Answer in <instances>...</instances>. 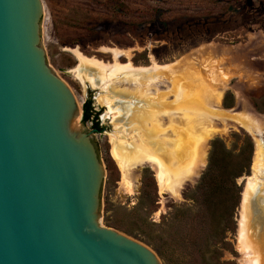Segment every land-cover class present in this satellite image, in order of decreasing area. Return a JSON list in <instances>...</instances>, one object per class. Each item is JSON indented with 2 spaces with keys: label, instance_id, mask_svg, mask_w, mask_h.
Listing matches in <instances>:
<instances>
[{
  "label": "rangeland",
  "instance_id": "obj_1",
  "mask_svg": "<svg viewBox=\"0 0 264 264\" xmlns=\"http://www.w3.org/2000/svg\"><path fill=\"white\" fill-rule=\"evenodd\" d=\"M41 3L46 62L70 88L79 108L83 110L90 101L92 119L98 118L96 126L92 119L84 122L79 116L82 129L91 131L104 169L99 221L148 246L159 264H240L236 244L242 189L251 174L255 138L264 140V128L254 129L242 112L264 117V0ZM74 48L104 62L112 61L109 48L131 49L135 66H150L151 57L159 64L180 60L176 67L182 69L173 74L178 99L170 94L167 102L201 99L211 108L210 96L225 87L221 106L229 110V124L225 128L215 123L214 127L224 130L210 138L207 162L181 199H170L159 191L148 165L134 171L139 174L135 194L121 187V172L111 155L113 116L108 105L99 102L102 95H111V81L105 91L82 84L74 72L78 63L71 52ZM135 122L141 129L147 125L144 117ZM214 141L212 169L201 182ZM222 148L227 155L220 159Z\"/></svg>",
  "mask_w": 264,
  "mask_h": 264
},
{
  "label": "water",
  "instance_id": "obj_2",
  "mask_svg": "<svg viewBox=\"0 0 264 264\" xmlns=\"http://www.w3.org/2000/svg\"><path fill=\"white\" fill-rule=\"evenodd\" d=\"M42 13L41 0H0V264H159L99 221L103 165L46 62Z\"/></svg>",
  "mask_w": 264,
  "mask_h": 264
},
{
  "label": "bare ground",
  "instance_id": "obj_3",
  "mask_svg": "<svg viewBox=\"0 0 264 264\" xmlns=\"http://www.w3.org/2000/svg\"><path fill=\"white\" fill-rule=\"evenodd\" d=\"M108 51L111 62L88 57L77 48L71 52L78 62L75 76L82 84L88 82L105 91L111 81V95H102L99 102L108 105L113 116L111 155L121 172L120 185L126 193L135 194L139 178L135 172L148 165L155 173L159 191L179 200L204 168L210 138L224 130L214 127L215 123L220 122L225 128L229 124L226 116L229 110L221 106L225 87L214 90L212 99L207 98L211 108L205 105L204 98V102L201 99L184 104L167 102L170 94L178 99L179 86L175 91L177 76L173 74L182 69L176 67L180 60L159 64L151 57L150 66H135L131 49L109 48ZM121 57L126 61L121 62ZM242 112L254 129L264 128V117ZM141 117L146 119L145 129L136 127L135 120ZM254 129L249 128L250 132ZM237 226L240 264H264V140L258 137L251 174L245 177L242 189Z\"/></svg>",
  "mask_w": 264,
  "mask_h": 264
},
{
  "label": "trees",
  "instance_id": "obj_4",
  "mask_svg": "<svg viewBox=\"0 0 264 264\" xmlns=\"http://www.w3.org/2000/svg\"><path fill=\"white\" fill-rule=\"evenodd\" d=\"M91 107H90V101H87L84 103L83 105V121H88L90 119L93 118V114H91ZM96 114V113H94ZM93 120V119H92ZM93 124L97 125L98 121H97V117L93 120ZM216 141L212 142V150L209 153V166L207 167V170L202 174L201 177V182L204 180V178L210 173L211 169H212V159L215 155V145H216ZM227 155V151L225 149L222 148V153L220 159H223V157Z\"/></svg>",
  "mask_w": 264,
  "mask_h": 264
},
{
  "label": "flooded vegetation",
  "instance_id": "obj_5",
  "mask_svg": "<svg viewBox=\"0 0 264 264\" xmlns=\"http://www.w3.org/2000/svg\"><path fill=\"white\" fill-rule=\"evenodd\" d=\"M97 121H98V118H97ZM96 126H98V124L96 125ZM96 129V128H95ZM247 177V176H246ZM264 232V231H263Z\"/></svg>",
  "mask_w": 264,
  "mask_h": 264
}]
</instances>
